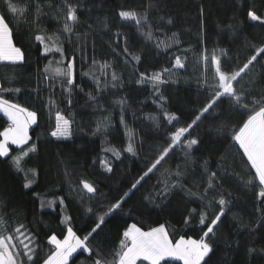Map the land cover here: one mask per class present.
Instances as JSON below:
<instances>
[{
  "label": "trees",
  "instance_id": "trees-1",
  "mask_svg": "<svg viewBox=\"0 0 264 264\" xmlns=\"http://www.w3.org/2000/svg\"><path fill=\"white\" fill-rule=\"evenodd\" d=\"M116 1L117 6L111 0H68L76 8L78 21L72 33H65L64 0H13L28 9L19 18H13L0 0V15L10 26L14 45L24 53L23 62L0 63V88L12 90L4 93L5 98L37 113L29 142L21 146L25 150L33 144L36 147L23 158L24 170L16 171L11 163L20 148L10 145L9 155L0 157V216L8 222L9 230L25 225L39 246L36 264H42L51 248L47 243L50 235L62 239L72 227L83 238L97 218L128 192L122 206L105 216L101 228L87 242L91 255L80 249L69 259V264H93L96 251L108 256L132 223L145 231L164 224L173 240L180 236L200 239L207 230L200 224L201 213L207 217L206 224L211 223L219 212L215 201L222 195L229 204L214 234L206 238L213 249L206 257L207 264H264V198H257L258 181L246 183L254 177V170L231 139L246 115L228 96L220 98L186 134L185 140L198 141L192 149L176 146L153 173L129 191L170 143V134L187 127L205 106L218 83L211 56L215 54L222 70L230 73L264 45V25L247 17L250 8L264 15V0H140L144 6L134 9L144 17L139 26L119 16L127 0ZM140 28L151 30L153 39H146ZM174 33L179 43L172 39ZM37 34L59 36L64 49L62 67L73 62L74 86L64 85L71 87L70 96L60 83L43 78L45 65L61 56L43 54V46L35 40ZM160 41L171 46L157 47ZM177 56L183 68L174 67ZM104 62L111 67L101 68ZM163 69H171L172 74L162 77L165 82L159 85V93L150 82L137 83L141 73L148 76ZM85 73L95 74L99 88ZM113 73L118 82L112 81ZM233 84L237 92L247 91L249 99L264 95V54ZM50 97L55 101L51 108ZM57 111L72 122L68 137L50 135ZM165 112L176 120L170 124ZM105 118L106 129L97 133V122ZM9 123L0 113V131ZM129 143L134 154L125 151ZM108 147L118 150L119 158L104 151ZM185 152L191 155L187 163ZM102 159L112 171L102 166ZM178 170L183 173L179 177L182 186L171 188L166 197L157 195L164 188L161 181L174 183ZM211 172L217 173L218 183L205 191ZM29 180L32 182L25 188ZM81 180L93 184V195L82 188ZM160 264L182 262L163 259Z\"/></svg>",
  "mask_w": 264,
  "mask_h": 264
},
{
  "label": "snow or ice",
  "instance_id": "snow-or-ice-1",
  "mask_svg": "<svg viewBox=\"0 0 264 264\" xmlns=\"http://www.w3.org/2000/svg\"><path fill=\"white\" fill-rule=\"evenodd\" d=\"M6 6L7 12L13 16V18H19L27 12V7H20L13 0H3ZM65 7L67 8L66 23L64 24L63 31L65 33L73 32V25L78 21L76 14V8L74 5L68 3V0H64ZM37 15L40 14V7L36 8ZM203 13V9H201ZM119 16L125 20H134L139 26L142 23L144 17L134 10H121ZM247 17L252 21H257L264 25V15H258L257 11L254 9H249L247 11ZM171 23V20L168 21ZM141 31L142 35L146 39L152 40L153 33L151 30L144 32L142 28L138 29ZM59 36H48L37 34L35 35V40L38 41L43 46V54L48 53H59L61 59L56 61H49L44 68V79H51L54 83H60L63 87L64 92L71 94V87H64V85L74 86L73 80V62L69 61L66 68L62 67L64 64L63 56L64 49L62 44L58 43ZM172 39L179 43L176 39V34L174 33ZM50 41L51 43H46ZM164 45L165 47H170L171 45L165 44L164 41L157 43V47ZM127 51V49H125ZM260 54H264V45L255 49V54L252 55L242 67L238 70H234L227 73L222 70L221 61L213 54L210 58V63L215 69V77L218 81L216 85L213 86L212 94L208 98L205 106L200 110V113L188 124L187 127H180L172 132L169 136L170 143L157 155L154 162L143 171L132 184L129 191L135 189L149 174L153 173L158 165L168 156V154L178 145L183 144L186 149H192L193 145L198 143L197 139H187L184 137L189 133V130L206 114L209 113L224 96H228L233 102V106L237 109H242L246 115V119L243 123L234 129L231 135V139L239 146L242 150L243 156L247 158V163L254 170V177L248 179L246 183L252 185L254 181H258L259 191L257 192V198H264V95L259 99L252 97L249 99V93L247 91L237 92L234 87L233 82L238 81L242 73H245L247 69L253 62L257 60ZM138 60L139 57H133ZM207 62L208 58L204 57ZM24 53L21 48L16 47L12 41V33L9 24L6 22L5 16L0 15V62H7L9 64H17L18 62H23ZM96 64V61H93ZM111 67L107 62L101 65V68ZM174 67L183 68L184 64L181 58L177 56L175 58ZM171 69H163L162 72H154L151 75L146 76L144 73L140 74V79L137 83L150 82L153 85L154 91L159 93V85L165 81L162 79L164 75H171ZM85 75H91L92 79L97 83V87L100 86L99 79L94 73H85ZM112 81L118 82L119 77L113 73L111 76ZM115 86V84H113ZM11 89L0 88V113H3L10 122L7 127H4L0 131V157H7L9 155V145H15L20 148V153L12 157L11 163L16 171H23L22 161L24 157H27L29 153L35 152V145H31L25 150L21 146H25L29 142L28 129L29 126L37 122V113L31 111L26 107L21 106L19 103H15L5 98L4 93L10 92ZM15 92H19L20 89H15ZM91 98V97H90ZM160 100L163 101L164 97L161 95ZM71 99L69 98L68 103L71 104ZM49 106H55V101L50 97ZM162 107V104H161ZM165 118L171 124L176 117L174 115H169L164 113ZM155 119L154 117H152ZM56 126L55 129L50 133L52 137H68L71 135V120L65 118L60 111L56 112ZM107 118L97 122L96 132L99 133L107 127ZM123 115L121 117V123H123ZM104 151L113 152L114 155L119 158V151L108 147ZM125 151L132 152L134 154V149L132 144L129 143ZM191 159L190 152H185V163ZM102 166L106 168L107 171H112L111 166L102 159L100 161ZM207 170V169H206ZM34 174V170H29ZM182 171L178 170L174 175L177 177L174 183L169 184L167 180L161 181L164 184L157 195L166 197L171 188L181 187L179 182V177L182 175ZM217 173L211 172L209 174L208 186L205 191L213 188L214 182L218 183L216 180ZM32 181H28L24 184V187H29ZM80 184L87 193L91 194L96 191L92 183L81 180ZM128 192L124 193V196L117 200L115 203L111 204L108 208L107 213L101 214L97 218V222L91 231L83 238L78 237L73 231L72 227H68L66 234L62 239H59L56 234H52L47 238V243L51 246L49 251L45 253L42 259V264H69V258L72 257L73 253H76L78 249H82L88 252L90 255L92 249L88 246V241L93 233H96L98 229L101 228L102 224L105 222V216L108 213L122 206V201L128 196ZM203 200L204 197H201ZM51 203V202H49ZM61 203H63L61 201ZM219 205V212L211 219V223L206 224L207 217L204 213H201L200 224L206 225V231L200 237V239H185L184 236H180L179 239L173 240L164 224H159L156 227H151L147 231L143 230L142 227L137 226L136 223L129 224L126 230L122 233V239H120L118 246L114 247L112 251L105 256L99 250L96 251V258L93 260V264H138L139 261H146L148 264H160V261L164 258H172L175 260L182 261V264H207L206 257L211 253L212 245L208 242L210 239V234H214L215 227L221 220V217L225 214V209L229 204L222 195L218 200L215 201ZM211 205L212 202L210 201ZM91 212V209L88 210ZM195 211V210H193ZM185 223H188V219H185ZM27 233V235H26ZM24 237L29 241L25 243L21 239ZM208 238V239H206ZM19 242V243H17ZM29 244L33 246L30 247ZM22 247V251H21ZM38 244H36L35 238L26 229L25 225L20 224L11 230L8 228V222L4 217L0 216V264H36L37 259H40L37 249ZM252 251V249H249ZM111 257V258H109Z\"/></svg>",
  "mask_w": 264,
  "mask_h": 264
},
{
  "label": "rangeland",
  "instance_id": "rangeland-1",
  "mask_svg": "<svg viewBox=\"0 0 264 264\" xmlns=\"http://www.w3.org/2000/svg\"><path fill=\"white\" fill-rule=\"evenodd\" d=\"M111 1L114 3V5L117 6V1L116 0H111ZM143 6H144V2L143 1H140V0H127L125 10H134V9L141 8ZM35 126H36V123L29 126V129H28L29 138L31 137L33 129H34ZM11 146L17 147L15 145H11ZM9 151H10V149H9ZM165 259H172V258H167L166 257Z\"/></svg>",
  "mask_w": 264,
  "mask_h": 264
},
{
  "label": "water",
  "instance_id": "water-1",
  "mask_svg": "<svg viewBox=\"0 0 264 264\" xmlns=\"http://www.w3.org/2000/svg\"><path fill=\"white\" fill-rule=\"evenodd\" d=\"M82 186V185H81ZM83 188V187H82ZM86 191V190H85ZM89 194V193H88ZM94 193H91V194H89V195H93Z\"/></svg>",
  "mask_w": 264,
  "mask_h": 264
},
{
  "label": "crops",
  "instance_id": "crops-1",
  "mask_svg": "<svg viewBox=\"0 0 264 264\" xmlns=\"http://www.w3.org/2000/svg\"><path fill=\"white\" fill-rule=\"evenodd\" d=\"M0 63H2V62H0ZM2 114H3V113H2ZM5 117H6V116H5ZM78 250H80V249H78ZM78 250H77V251H78ZM73 254H74V253H73ZM69 259H70V258H69ZM164 259H165V258H164Z\"/></svg>",
  "mask_w": 264,
  "mask_h": 264
}]
</instances>
